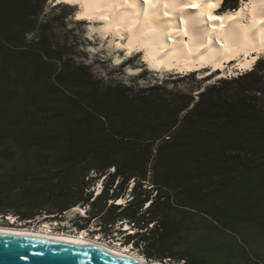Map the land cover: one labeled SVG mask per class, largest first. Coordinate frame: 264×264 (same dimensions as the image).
Returning a JSON list of instances; mask_svg holds the SVG:
<instances>
[{"label":"trees","instance_id":"trees-1","mask_svg":"<svg viewBox=\"0 0 264 264\" xmlns=\"http://www.w3.org/2000/svg\"><path fill=\"white\" fill-rule=\"evenodd\" d=\"M46 1L0 0V215L56 220L82 205L79 230L129 222L126 243L149 259L264 264V106L249 92L263 60L196 100L105 84L53 47Z\"/></svg>","mask_w":264,"mask_h":264},{"label":"bare ground","instance_id":"bare-ground-1","mask_svg":"<svg viewBox=\"0 0 264 264\" xmlns=\"http://www.w3.org/2000/svg\"><path fill=\"white\" fill-rule=\"evenodd\" d=\"M57 2L77 5L76 14L80 20L86 18L99 23V36L109 37L116 50L125 52L126 58L120 61L127 60L132 52L134 55L141 53L143 62L154 71L173 70L186 74L207 68L210 73H219L236 61L233 65L239 74L251 69L254 61L264 54V0H240L237 7L228 10L221 9L222 0ZM68 210L84 212L85 209L82 205H74ZM7 216L12 222L16 219L14 215ZM56 225L51 222L40 226L8 224L0 225V232L43 236L64 242L77 240L142 264H182L147 259L129 246L110 244L98 237H90L85 231L57 230ZM123 225L134 231L129 222L120 224Z\"/></svg>","mask_w":264,"mask_h":264},{"label":"rangeland","instance_id":"rangeland-1","mask_svg":"<svg viewBox=\"0 0 264 264\" xmlns=\"http://www.w3.org/2000/svg\"><path fill=\"white\" fill-rule=\"evenodd\" d=\"M222 7L223 5L221 3V9ZM77 10V5H70L64 2L60 3L57 2V0H47L39 15V20L47 24L46 33L50 37L53 47L59 51L70 52L66 55V58L71 57L76 62L86 64L94 77L101 79L105 84L122 83L133 86L135 90L140 87L158 84L160 85L159 89L162 93H165L164 89L170 90L171 92H185L191 94L196 100L200 91H203L208 85L216 82L219 78L225 77V75L228 77L237 75V68L233 65L236 61L232 60H229V62L232 61L233 63L230 64L229 68L226 67L223 72L221 70L219 73H210L207 68H204L201 70L189 71L187 72L188 74L183 73L184 75L178 74L183 75L181 77L176 73L169 74V70H151L145 62H143L141 53L134 55L132 52L130 54L132 55L130 56L131 58L128 56L127 60L120 61L122 58H126L125 52H123V50H116L113 47L114 43H111L109 37L99 36L101 34L98 28L99 23H92L86 18L80 20L76 14ZM222 10L228 9L223 8ZM37 33L38 32L35 30L28 33L27 41L34 43L33 38L37 36ZM258 58L263 60L261 65L264 67V54H261ZM255 69L258 73H264V69ZM259 86L261 91L250 90L249 92L251 94H256L264 106V77L259 83ZM100 188L101 181L96 184L95 191ZM129 196L127 192L125 197L121 198L120 201L124 202ZM145 207L146 204L143 208ZM81 215H83V212L76 210H66L58 216L56 220H50V217L46 218V214L44 213L35 216L32 220H20V218L14 215L16 219L13 222L10 221V217H1L0 215V225L21 224L25 226H40L44 222L57 223V230L66 232L85 231L90 237H98L102 241L110 242V244L118 243L119 245H123V247L126 245L129 246L132 251L142 253L141 247L137 249L134 245H131V243H126V233L121 231L125 228V225L120 226V221L112 226L109 224V231L107 233L102 232V229L99 228L100 223L98 219L94 220V218L86 224V228L79 230L78 225L85 223L84 220L80 219Z\"/></svg>","mask_w":264,"mask_h":264},{"label":"water","instance_id":"water-1","mask_svg":"<svg viewBox=\"0 0 264 264\" xmlns=\"http://www.w3.org/2000/svg\"><path fill=\"white\" fill-rule=\"evenodd\" d=\"M168 260L170 259H163V261ZM0 264L142 263L112 252L94 248L77 240L64 242L60 240L55 241L43 236L0 232Z\"/></svg>","mask_w":264,"mask_h":264},{"label":"clouds","instance_id":"clouds-1","mask_svg":"<svg viewBox=\"0 0 264 264\" xmlns=\"http://www.w3.org/2000/svg\"><path fill=\"white\" fill-rule=\"evenodd\" d=\"M121 198H119L118 200H120ZM118 202V201H117ZM85 211V214H86V210H84ZM3 216H7V215H3ZM9 219V218H8ZM124 230H125V233H133L132 231L131 232H127V229L126 228H123Z\"/></svg>","mask_w":264,"mask_h":264}]
</instances>
